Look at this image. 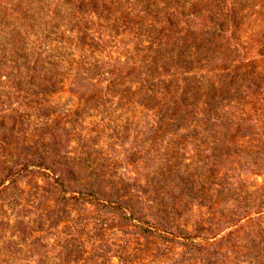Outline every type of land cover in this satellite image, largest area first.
Masks as SVG:
<instances>
[{"label":"rangeland","instance_id":"1","mask_svg":"<svg viewBox=\"0 0 264 264\" xmlns=\"http://www.w3.org/2000/svg\"><path fill=\"white\" fill-rule=\"evenodd\" d=\"M227 1L243 26L225 63L241 65L264 41V9L262 0ZM109 2L0 0V48L55 47L59 38L73 48L85 30H101L110 42L105 16L143 8L140 0ZM194 49L186 54L190 69L170 68L168 79L182 88V78L195 74L207 90L215 85L219 119L212 124H158L137 95L102 94L95 81L0 77V260L47 251L41 264H119V254L144 264H199L187 258L208 239L222 240V251L233 242L247 264H264V91L219 95L218 53L198 62ZM53 195L73 201L61 208L47 199ZM41 223L45 231H36ZM34 236L58 245L33 251Z\"/></svg>","mask_w":264,"mask_h":264},{"label":"trees","instance_id":"2","mask_svg":"<svg viewBox=\"0 0 264 264\" xmlns=\"http://www.w3.org/2000/svg\"><path fill=\"white\" fill-rule=\"evenodd\" d=\"M261 3L259 6L264 9V0ZM140 5L142 13L140 11L134 16L127 12H120L119 16H105L110 42L101 38L106 35L101 30L97 36L87 34L88 30H85L73 48L65 44L63 38H59V44L55 47L20 45L0 48V77L32 81L40 78L48 84L69 79L95 81L101 85L97 91L102 94L130 92L137 95V105L145 112L153 111L158 124L165 123L175 128L187 124L197 126L202 122L212 124L219 119L216 114L218 100L215 85L207 90L202 76L197 79L195 74L182 78V82H188L182 88L178 78L168 79L170 68L190 69L188 65L192 62L186 58V54L188 47L195 44L194 54L199 57L198 62L215 58V53L221 59L217 67L225 84L219 95L236 89L264 91V41L250 56L243 57L241 65L234 64L232 60L225 63L237 49L229 41L243 26L242 17H238L227 0H140ZM244 5L239 4V11ZM186 6L187 13L184 9ZM194 18L199 19V22ZM126 36L130 37L127 43L124 42ZM120 42L123 50L118 48ZM131 42L134 43L130 45ZM175 45H179V50L173 56ZM114 52L119 56L114 57ZM121 57H124L123 61ZM41 89L51 90L52 86ZM202 89H206V92L200 93ZM202 95L205 97L203 101ZM203 102L207 105L205 108H201ZM3 184L1 181L0 187ZM47 199L61 208L73 201L72 198L56 195ZM256 211L261 213L263 210L258 207ZM244 213H248V210L244 209ZM61 221L70 224L72 220L65 218ZM58 223L55 222L53 227L56 228ZM38 226L40 228L36 231H45L42 223ZM40 239L41 236H34L30 242L33 251L38 247L46 248L49 245L54 248L58 245L55 240L45 246L39 243ZM222 242L218 240L215 243L207 239L204 243L195 244V250L190 252L187 260L190 262L199 258V264H247L242 259L244 255L234 254L231 248L233 242L228 244L226 251L221 250ZM46 253L37 252L35 256L29 255L24 259L14 255L0 262L41 264ZM125 259L121 254L118 255L119 264H127V261L132 264L134 259L144 264L141 256Z\"/></svg>","mask_w":264,"mask_h":264}]
</instances>
